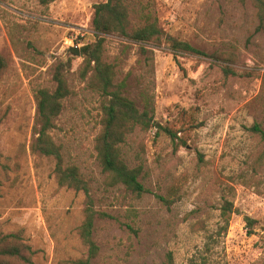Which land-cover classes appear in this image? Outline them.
<instances>
[{"label": "rangeland", "instance_id": "rangeland-1", "mask_svg": "<svg viewBox=\"0 0 264 264\" xmlns=\"http://www.w3.org/2000/svg\"><path fill=\"white\" fill-rule=\"evenodd\" d=\"M103 0H0V54L9 68L0 81V152L10 167L0 175V225L17 232L35 264H60L87 255L78 227L83 192L60 187L53 162L32 154L35 91L52 85L55 63L73 58L67 77L73 91L53 135L67 162L78 165L93 186L100 246L95 264H264V29L257 8L240 0H130L134 24L157 19L168 37L187 40L207 53L235 55L227 75L221 60L183 52L167 42L138 43L112 34L105 58L116 80L127 78L129 96L155 104V120L178 130L176 142L158 127L137 129L124 144L130 166L144 165L149 191L136 198L123 184L108 186L95 141L103 98L81 76L82 56L69 49L95 40L94 5ZM148 56V57H147ZM90 75V74H89ZM180 131V132H179ZM187 144L178 146L180 139ZM172 193L165 205L158 195ZM234 208L229 228L221 216ZM256 219L249 234L245 216Z\"/></svg>", "mask_w": 264, "mask_h": 264}, {"label": "trees", "instance_id": "trees-1", "mask_svg": "<svg viewBox=\"0 0 264 264\" xmlns=\"http://www.w3.org/2000/svg\"><path fill=\"white\" fill-rule=\"evenodd\" d=\"M53 1L41 0V3L48 6ZM240 1L243 3L250 1L257 8L260 19L259 29H264V0ZM94 9L92 23L96 38L90 43H83L80 47L84 58L80 66L81 76L84 79L89 77L90 88L99 92L103 98L101 129L96 137L95 149L102 169L107 173V185L123 184L133 196L141 198L149 191L143 181L144 165L142 162L133 166L128 164L124 156V144L137 129L147 132L157 126L156 136H159L160 132L163 131L173 142L179 139L178 130L157 124L155 104L150 96L143 94V103L139 105L128 94L127 78L122 81L116 80L115 66L104 56L107 37L118 34L131 42L138 43L141 52L145 55L152 51L150 44H161L165 41L175 55L187 52L223 61L225 63L223 70L226 76L238 74L230 65L231 62L235 61V55L223 56L217 53H207L187 40L168 37L158 20H153L148 15H141V20H144L143 24H134L130 0H103L96 3ZM72 60L73 58H69L67 63L63 61L55 63L52 85L39 87L35 91L37 117L30 149L35 156L45 157L53 162L55 178L60 187H67L85 194L84 219L78 227V234L87 248V255L62 260L60 264H95L94 259L100 253V246L94 236L96 220L113 216L97 209L92 183L78 165L66 161L62 146L55 141L53 135L57 128L56 120L64 109V102L73 92L67 77L68 69L72 66ZM8 68V59L0 54V81ZM250 130L259 134L264 141L262 123L254 122ZM177 144L178 146L186 145L187 140L181 138ZM262 160H264V150L259 157V161ZM9 167L4 162L0 152V175H7ZM158 198L167 206H171L175 202L172 193L158 195ZM236 210L238 209L234 208L233 202L225 200L221 207L225 230L229 228L231 215L233 212H237ZM245 221L249 234L254 233L256 219L246 215ZM33 255L32 247L24 241L21 234L7 232L0 225V264H35ZM190 264L203 263L192 259Z\"/></svg>", "mask_w": 264, "mask_h": 264}, {"label": "water", "instance_id": "water-1", "mask_svg": "<svg viewBox=\"0 0 264 264\" xmlns=\"http://www.w3.org/2000/svg\"><path fill=\"white\" fill-rule=\"evenodd\" d=\"M69 52H71V53L74 54L75 56H81V49H80V47H78V46L71 47V48L69 49Z\"/></svg>", "mask_w": 264, "mask_h": 264}]
</instances>
